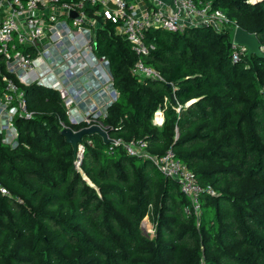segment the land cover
Listing matches in <instances>:
<instances>
[{"label":"trees","instance_id":"obj_1","mask_svg":"<svg viewBox=\"0 0 264 264\" xmlns=\"http://www.w3.org/2000/svg\"><path fill=\"white\" fill-rule=\"evenodd\" d=\"M196 1L222 9L228 26L147 30L154 49L142 60L163 80L132 73L137 55L111 24L98 30L95 51L118 91L101 118L107 134L146 140L154 156L171 148L215 191L200 195L199 217L184 212L189 198L151 160L122 146L108 153L97 133L83 139L80 173L59 121L84 124L69 122L55 91L31 85L37 113L19 122L24 146L0 142L9 192L0 193V264H264V58L231 57L235 27L264 50V0Z\"/></svg>","mask_w":264,"mask_h":264},{"label":"built area","instance_id":"obj_2","mask_svg":"<svg viewBox=\"0 0 264 264\" xmlns=\"http://www.w3.org/2000/svg\"><path fill=\"white\" fill-rule=\"evenodd\" d=\"M228 23L222 9L196 0H0V142L11 148L24 146L19 122L30 120L37 113L29 108L25 95V87L31 85L55 91L71 124L83 123L82 128L97 125L106 131L101 118L118 96L107 56L95 51L97 32L106 24L113 25L137 55L133 74L163 80L156 69L142 60L154 49L153 44L145 41L147 30L173 32L186 27H209L223 32ZM236 30L237 27L231 38L234 61L247 56V48L235 42ZM78 107L82 109L76 112ZM153 122L162 124L160 110ZM59 124L61 130L69 127L63 121ZM107 139L108 153L122 146L127 155L151 160L165 176L176 181L190 201L184 208L187 215L198 218L200 195L215 194L211 186L198 183L171 148L161 156H154L146 140ZM85 142L92 143L90 139ZM83 149L82 140L74 160L79 171ZM0 193L9 194L1 182Z\"/></svg>","mask_w":264,"mask_h":264},{"label":"water","instance_id":"obj_3","mask_svg":"<svg viewBox=\"0 0 264 264\" xmlns=\"http://www.w3.org/2000/svg\"><path fill=\"white\" fill-rule=\"evenodd\" d=\"M109 6H111V4H109ZM234 39L237 44L247 48L248 58L253 55L259 58H264V50L260 46L258 38L254 33H249L242 28H237ZM60 133L64 136L65 141L73 147L75 153L78 143H80L87 135L97 133L105 142L108 141L107 132L97 125H92L79 130H72L70 127H66L62 129Z\"/></svg>","mask_w":264,"mask_h":264},{"label":"rangeland","instance_id":"obj_4","mask_svg":"<svg viewBox=\"0 0 264 264\" xmlns=\"http://www.w3.org/2000/svg\"><path fill=\"white\" fill-rule=\"evenodd\" d=\"M62 103V102H61ZM63 104V103H62ZM82 109V107H78V110L76 112H79ZM78 115V114H77ZM81 173V171H80ZM142 230L144 234H146L149 237H152L154 235V225L149 220L148 217H145L142 221Z\"/></svg>","mask_w":264,"mask_h":264},{"label":"crops","instance_id":"obj_5","mask_svg":"<svg viewBox=\"0 0 264 264\" xmlns=\"http://www.w3.org/2000/svg\"><path fill=\"white\" fill-rule=\"evenodd\" d=\"M158 126H160V125H158ZM79 129H82V128H79ZM79 129H78V130H79ZM100 137H101V136H100ZM108 137H109V138H112V137H110L109 135H108ZM101 138H102V137H101ZM102 139H103V138H102Z\"/></svg>","mask_w":264,"mask_h":264}]
</instances>
